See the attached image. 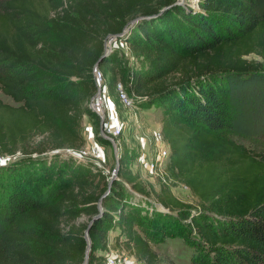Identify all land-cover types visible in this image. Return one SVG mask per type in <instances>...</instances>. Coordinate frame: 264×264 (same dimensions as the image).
Returning a JSON list of instances; mask_svg holds the SVG:
<instances>
[{"label":"trees","instance_id":"16d2710c","mask_svg":"<svg viewBox=\"0 0 264 264\" xmlns=\"http://www.w3.org/2000/svg\"><path fill=\"white\" fill-rule=\"evenodd\" d=\"M96 64L110 93L122 81L136 104L162 106L167 175L197 205L166 181L156 196L169 209L144 204L126 154L113 178L72 159L50 171L40 152L84 144L85 114L100 122ZM1 91L17 103L0 95V155L22 154L0 163V264H82L89 225L87 264H105L118 224L150 264L167 232L194 246V264L264 263V0H0Z\"/></svg>","mask_w":264,"mask_h":264},{"label":"rangeland","instance_id":"374dc122","mask_svg":"<svg viewBox=\"0 0 264 264\" xmlns=\"http://www.w3.org/2000/svg\"><path fill=\"white\" fill-rule=\"evenodd\" d=\"M194 2V0H189ZM112 37V38H111ZM107 39L112 40L109 44V47L114 46L120 41L115 43L116 35H112ZM114 37V38H113ZM250 57L261 58L259 54L250 53ZM124 60L128 67H137L145 65V62L139 55H134L131 53L124 54ZM0 95L5 99L11 102L17 103V101L10 95L3 91L0 92ZM112 98L108 99L107 107L110 108L111 120L121 121L123 123V132L119 137H117L118 145H116L112 140L103 139L102 137L98 138L97 134L100 131L99 123L93 116L85 114L82 118L81 129L86 137V142L79 146H64L58 149H46L42 153L51 154L53 157H49L46 161L50 171H56V175L64 172L65 169L63 162L66 160L72 159L73 166L77 164H92L102 167L110 176L114 173L118 174V169L120 166V157L122 154H126L127 157V166L139 174V177L147 183L150 193H144L143 202L144 204L149 203L150 205L156 204L157 208L169 209V207L164 206L161 202L157 200L156 192L161 186V182L165 181L160 178V174L154 172L153 169L149 168L146 165V161L155 160L158 162L160 158V151L158 147V136L157 131L162 132V106L157 104H151L147 106L134 105V107H128L123 105L122 101L116 94L114 90L111 93ZM109 115V114H108ZM99 129V130H98ZM164 135V134H163ZM41 135H38L36 139H40ZM237 139L245 141L246 143L251 142V138L239 134H235ZM93 138L98 139L101 145V155L95 156L91 152H84V149L87 148L90 141ZM166 144L170 149V143L164 136ZM38 151L33 152L37 154ZM22 153L18 152L16 154H5L0 155V161L6 162L8 160H14L18 158ZM85 154V156H82ZM171 157V154H170ZM170 160V159H169ZM169 160L166 162L168 165ZM167 169V168H166ZM51 173V172H50ZM4 175L0 173V179ZM115 177V176H114ZM168 178V177H167ZM167 182V181H166ZM172 182V181H171ZM170 182V183H171ZM169 183V182H168ZM130 184V183H128ZM171 188L173 191L185 201L191 202L194 205H197L198 198L192 192L191 188L186 185L183 181L171 183ZM148 201H146V200ZM88 219V214L82 213L79 215L75 221H83ZM185 222L189 221V218H185ZM66 222V221H64ZM125 235L122 233L121 226L118 224L115 228L110 230V239L109 242L113 247L119 250L129 251V245L124 242ZM153 247L161 257V264H194L192 260V253L194 246L186 242L184 236L180 234H173L172 232H167L164 238L159 240H154ZM103 248L101 252H104ZM89 259V257H88ZM148 263V262H146ZM150 264V263H149ZM264 264V263H263Z\"/></svg>","mask_w":264,"mask_h":264},{"label":"built area","instance_id":"2783aa9c","mask_svg":"<svg viewBox=\"0 0 264 264\" xmlns=\"http://www.w3.org/2000/svg\"><path fill=\"white\" fill-rule=\"evenodd\" d=\"M109 41L111 43L112 40ZM94 75L96 78L97 89L90 97L89 104L100 116L101 125L99 133L110 138L116 145H118L116 139L123 132V123L121 121L114 122L111 120L109 112L110 108L107 107V103L108 99L112 98V96L108 89L107 77L98 64L94 66ZM117 93L123 105L128 107H134V105H138L135 103L133 96L129 94L122 81H118L117 83ZM157 136L159 139L158 147L161 157L158 158V162L155 160L146 161V165L153 169L154 172L159 173L161 179L170 182L171 178L167 175L166 162L170 159L171 152L167 146L168 144H166L167 142L164 140V135L160 130L159 132L157 131ZM100 149V141H98L96 138H93L89 145H87V148L84 149V152L89 151L95 156H100ZM82 156H85V154H82ZM103 253L105 254V264H149L140 259L134 252L130 250H119L113 247L110 243H108V246L104 249Z\"/></svg>","mask_w":264,"mask_h":264},{"label":"water","instance_id":"95a60500","mask_svg":"<svg viewBox=\"0 0 264 264\" xmlns=\"http://www.w3.org/2000/svg\"><path fill=\"white\" fill-rule=\"evenodd\" d=\"M110 44V42H107L106 41V47L107 48H110L109 47V44ZM99 63V62H98ZM117 174L116 173H114V175H112L111 176V178H113L114 176H116ZM99 204L101 205V201H99ZM89 228H90V225L86 228V230H85V235H86V237H87V239H88V246H87V253H86V256H85V260L82 262V264H87V262H88V257H89V251H90V248H91V246H90V243H91V238H90V234H89Z\"/></svg>","mask_w":264,"mask_h":264},{"label":"snow or ice","instance_id":"6c2138e0","mask_svg":"<svg viewBox=\"0 0 264 264\" xmlns=\"http://www.w3.org/2000/svg\"><path fill=\"white\" fill-rule=\"evenodd\" d=\"M0 163H3L2 161H0Z\"/></svg>","mask_w":264,"mask_h":264}]
</instances>
